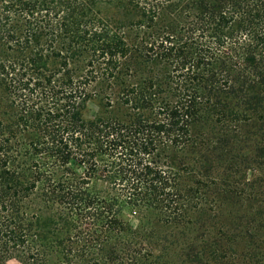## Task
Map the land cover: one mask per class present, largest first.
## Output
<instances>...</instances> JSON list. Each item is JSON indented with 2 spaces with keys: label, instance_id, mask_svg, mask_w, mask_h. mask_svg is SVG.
Returning <instances> with one entry per match:
<instances>
[{
  "label": "trees",
  "instance_id": "16d2710c",
  "mask_svg": "<svg viewBox=\"0 0 264 264\" xmlns=\"http://www.w3.org/2000/svg\"><path fill=\"white\" fill-rule=\"evenodd\" d=\"M13 260L264 264V0H0Z\"/></svg>",
  "mask_w": 264,
  "mask_h": 264
},
{
  "label": "rangeland",
  "instance_id": "374dc122",
  "mask_svg": "<svg viewBox=\"0 0 264 264\" xmlns=\"http://www.w3.org/2000/svg\"><path fill=\"white\" fill-rule=\"evenodd\" d=\"M91 111L93 112V113H95L96 111H97V107L95 106V105H91ZM129 221H130V223L133 225V226H136L137 225V221H136V219L134 218V217H130L129 218ZM10 264H18L16 261H11L10 262Z\"/></svg>",
  "mask_w": 264,
  "mask_h": 264
}]
</instances>
